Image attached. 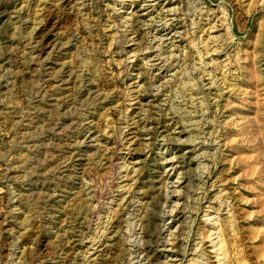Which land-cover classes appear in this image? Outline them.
I'll return each instance as SVG.
<instances>
[{
  "label": "rangeland",
  "instance_id": "1",
  "mask_svg": "<svg viewBox=\"0 0 264 264\" xmlns=\"http://www.w3.org/2000/svg\"><path fill=\"white\" fill-rule=\"evenodd\" d=\"M0 264H264V0H0Z\"/></svg>",
  "mask_w": 264,
  "mask_h": 264
},
{
  "label": "bare ground",
  "instance_id": "2",
  "mask_svg": "<svg viewBox=\"0 0 264 264\" xmlns=\"http://www.w3.org/2000/svg\"><path fill=\"white\" fill-rule=\"evenodd\" d=\"M170 1V0H169ZM152 13V12H151ZM152 15V14H151ZM142 18V17H141ZM34 53V52H33ZM153 69V68H152ZM159 82V81H158ZM203 119V118H202ZM89 138V137H88ZM219 143V142H218ZM185 147V146H184ZM174 164V163H173ZM133 211V210H132ZM188 219V217H187ZM163 228V227H162ZM139 236V235H138ZM138 238V237H137ZM161 240V239H160ZM136 254V253H135ZM141 255V254H140ZM145 262V261H144ZM168 263V262H167ZM172 263V262H171Z\"/></svg>",
  "mask_w": 264,
  "mask_h": 264
}]
</instances>
